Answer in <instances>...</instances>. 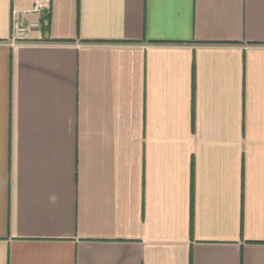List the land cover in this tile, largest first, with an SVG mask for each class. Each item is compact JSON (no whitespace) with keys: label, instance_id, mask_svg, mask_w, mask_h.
<instances>
[{"label":"crops","instance_id":"obj_1","mask_svg":"<svg viewBox=\"0 0 264 264\" xmlns=\"http://www.w3.org/2000/svg\"><path fill=\"white\" fill-rule=\"evenodd\" d=\"M34 3L0 0V264H264V0Z\"/></svg>","mask_w":264,"mask_h":264},{"label":"built area","instance_id":"obj_2","mask_svg":"<svg viewBox=\"0 0 264 264\" xmlns=\"http://www.w3.org/2000/svg\"><path fill=\"white\" fill-rule=\"evenodd\" d=\"M49 2L50 0H35L33 12L40 14L45 8H47ZM14 29L18 31H25L24 29H21L17 23L14 24Z\"/></svg>","mask_w":264,"mask_h":264}]
</instances>
